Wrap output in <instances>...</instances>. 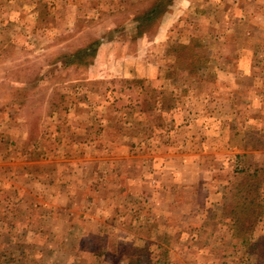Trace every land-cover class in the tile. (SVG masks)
<instances>
[{
    "label": "rangeland",
    "instance_id": "1",
    "mask_svg": "<svg viewBox=\"0 0 264 264\" xmlns=\"http://www.w3.org/2000/svg\"><path fill=\"white\" fill-rule=\"evenodd\" d=\"M156 1L0 0V264H264V0Z\"/></svg>",
    "mask_w": 264,
    "mask_h": 264
},
{
    "label": "trees",
    "instance_id": "2",
    "mask_svg": "<svg viewBox=\"0 0 264 264\" xmlns=\"http://www.w3.org/2000/svg\"><path fill=\"white\" fill-rule=\"evenodd\" d=\"M170 0H157L155 4L145 13H142L140 17L137 19L138 24L136 29L139 32H143L146 28H149L152 23H154L155 19L162 14L166 8L167 3ZM99 40L91 41L84 49L75 52L72 56L68 57V64H71L73 60H78V64L86 67L92 62V59L95 56L96 48L99 45ZM190 71H196L198 67H200L198 62L190 63L189 65ZM256 220V218H255ZM240 224V222H237ZM255 224V222H253ZM253 227V225H251ZM251 227V229H252Z\"/></svg>",
    "mask_w": 264,
    "mask_h": 264
}]
</instances>
